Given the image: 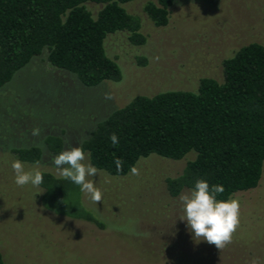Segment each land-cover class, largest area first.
Wrapping results in <instances>:
<instances>
[{
    "label": "rangeland",
    "instance_id": "374dc122",
    "mask_svg": "<svg viewBox=\"0 0 264 264\" xmlns=\"http://www.w3.org/2000/svg\"><path fill=\"white\" fill-rule=\"evenodd\" d=\"M145 4L124 5L141 19L143 44H132L126 32L105 40L107 56L120 68L119 82L84 87L74 75L49 65L44 50L0 88V252L5 264H264V166L255 189L232 197L240 203V224L222 250L193 239L179 219L180 196L171 198L166 191L165 179L178 176L192 152L179 161L142 158L135 166L139 175L112 177L99 171L89 177L103 198L95 204L82 193L83 202L103 227L49 212L40 203V187L14 183L16 159L6 147L41 143L50 134L63 138V151L77 147L134 97L196 91L202 77L221 81L222 61L242 46H264V0H176L164 27L149 20ZM87 7L93 15L101 8ZM33 128L41 130L38 137L32 136ZM53 157L45 154L38 170L59 176ZM23 164L25 171L33 170L34 164Z\"/></svg>",
    "mask_w": 264,
    "mask_h": 264
},
{
    "label": "trees",
    "instance_id": "16d2710c",
    "mask_svg": "<svg viewBox=\"0 0 264 264\" xmlns=\"http://www.w3.org/2000/svg\"><path fill=\"white\" fill-rule=\"evenodd\" d=\"M136 0H0V88L33 58L47 51L52 67L74 75L84 87L119 82L118 64L107 56L104 43L126 32L132 44L145 41L141 19L125 4ZM176 0H146L144 13L164 27ZM88 4L101 6L93 15ZM222 80L202 77L196 91L168 90L134 97L114 110L78 144L99 171L124 177L130 167L150 155L179 161L189 153L182 172L165 179L171 198L179 197L203 179L222 185L217 200L255 189L264 166V46L250 43L222 61ZM115 133L119 144L109 139ZM41 143L6 147L22 163L41 162L64 148L61 136L44 135ZM77 146V147H78ZM124 161L117 172L115 159ZM40 203L59 216L103 227L84 205L80 188L51 172H42ZM0 264H5L0 252Z\"/></svg>",
    "mask_w": 264,
    "mask_h": 264
},
{
    "label": "clouds",
    "instance_id": "9594fccd",
    "mask_svg": "<svg viewBox=\"0 0 264 264\" xmlns=\"http://www.w3.org/2000/svg\"><path fill=\"white\" fill-rule=\"evenodd\" d=\"M105 98L110 99L111 97L106 96ZM40 131L39 128H33L31 134L38 137ZM109 139L112 146L119 144V138L115 133H112ZM38 147L44 150L42 143ZM89 156L90 154H86L82 147L71 146L53 157L52 164L60 177L77 185L82 193L97 204L102 201L103 193L95 186L94 181L89 179V177L98 175L99 172L90 162H85ZM114 163L117 172H122L124 161L117 158ZM11 168L14 173V183L18 187L30 184L38 188L44 181L43 173L38 170L39 161L33 165L31 171H25V166L19 159L12 162ZM130 173L139 175V170L132 166ZM224 191L222 185L210 186L207 181L199 179L192 189L185 191L179 197L181 204L179 219L186 222L193 239L214 245L219 250L232 242V236L240 224L239 201L231 197L227 200H217V195Z\"/></svg>",
    "mask_w": 264,
    "mask_h": 264
}]
</instances>
